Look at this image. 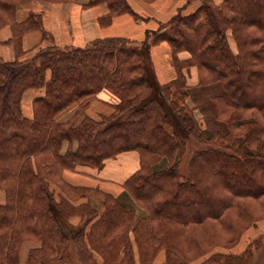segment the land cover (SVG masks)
Listing matches in <instances>:
<instances>
[{
  "label": "trees",
  "instance_id": "trees-1",
  "mask_svg": "<svg viewBox=\"0 0 264 264\" xmlns=\"http://www.w3.org/2000/svg\"><path fill=\"white\" fill-rule=\"evenodd\" d=\"M26 1L0 0V27L11 20L15 6ZM201 1L196 10L176 14L164 32H154L155 38L112 37L84 48H41L22 61L20 51L15 61L0 58V264H19L24 241L39 244L29 250L27 264H74V249L79 261L91 260L97 251L107 263L118 264L116 239H109L100 226L107 217H114L112 224L117 225L121 195L69 184L63 172L78 166L101 168L107 158L128 150L140 151L142 167L128 179L122 195L145 201L156 212V232L149 238L164 243L168 251L164 264L191 262V248L181 243L191 240L184 225L222 219L239 196L264 204V18H259L264 0ZM110 5L113 10L129 9L124 0H111ZM23 30L20 26L16 31ZM15 37L16 33L14 43ZM161 39L171 43L178 70L177 77L165 84L155 77L150 56L153 42ZM182 50L191 53L186 61L177 58ZM190 64L201 69L200 86L187 84L183 68ZM40 87L46 94L35 100L34 117L27 118L21 108L23 92ZM104 88L120 99L110 116L99 121L86 116L78 125L55 119L73 102H80L84 111ZM200 88L205 91L202 100H212L215 118L228 116L223 122L236 123L244 133L201 127L189 102L197 103ZM185 149H193L188 173L167 171V166L179 164ZM161 161L165 165L153 169ZM209 171H215L222 183L204 190L199 177L210 178ZM243 181L249 184L245 188L240 187ZM157 182L170 186L150 194ZM52 185L60 186L61 192ZM100 195L111 201L104 205V213L91 205ZM158 197L159 202L150 201ZM206 203L210 209L205 214L198 208L191 211ZM171 206H177L174 214L163 212ZM243 211V221L253 218L249 208ZM261 212L264 216V207ZM73 215H80L79 225L71 224ZM203 230L192 249H207L211 239L224 234ZM247 254L253 256L251 249ZM247 254H216L200 264H251ZM176 255L180 257L175 259Z\"/></svg>",
  "mask_w": 264,
  "mask_h": 264
},
{
  "label": "crops",
  "instance_id": "crops-1",
  "mask_svg": "<svg viewBox=\"0 0 264 264\" xmlns=\"http://www.w3.org/2000/svg\"><path fill=\"white\" fill-rule=\"evenodd\" d=\"M110 1L28 0L17 4L11 20L0 27V58L7 62L15 61L20 51L23 52L19 57L22 61L33 57L41 48H84L96 40L112 37L135 41H142L149 35L155 38L154 32H164L165 25L180 11L187 14L202 3L201 0H124L128 10H113ZM222 1L216 0L217 3ZM20 26L24 28L21 34L16 31ZM15 33L14 43L11 39ZM150 56L155 77L160 84L177 77L173 48L168 40L153 42ZM190 57L189 51L182 50L177 58L186 61ZM200 70L198 65L192 64L183 68L190 87L200 86ZM50 73L48 70V77ZM45 94V87L27 88L23 92L21 108L25 117H34L35 100ZM119 102L117 95L104 88L94 96L84 111L80 109V102H73L57 112L55 119L58 122L76 121L77 125L86 116L99 121L113 114ZM65 143L63 151L68 146V142ZM141 161L138 149L128 150L107 158L101 168L78 166L76 170H65L63 177L69 184L98 188L118 196L125 190L128 179L141 169ZM248 232L258 234L250 230Z\"/></svg>",
  "mask_w": 264,
  "mask_h": 264
},
{
  "label": "rangeland",
  "instance_id": "rangeland-1",
  "mask_svg": "<svg viewBox=\"0 0 264 264\" xmlns=\"http://www.w3.org/2000/svg\"><path fill=\"white\" fill-rule=\"evenodd\" d=\"M259 18L260 21H262V18H264V13L261 16H259ZM232 42L234 43L233 40ZM246 81H249V79H246ZM219 89H220L219 91H222V88ZM188 92H191L193 95L195 91L188 90ZM196 92H197L196 94H198L197 103L193 102L191 99H189V102H190V106L193 107V110L195 112L194 116L195 118L197 117L199 119L198 123L201 125L202 128H205L209 132L211 131L226 132L233 130L235 131L236 134L244 133L245 129L237 128L235 126L236 123L226 124L225 122H223V121H228L227 120L228 116H224L222 114L219 117V119H216L212 100L209 101L202 100V97L204 96L203 93H205L203 89L200 88ZM253 98L254 97H252L250 100H253ZM226 114H229V112L227 111ZM250 114H251L250 112H247V115ZM169 130L172 131L173 127H169ZM192 150L185 149L184 154L180 158L179 164H176L174 168H172L171 165H169V168L167 166V171L172 169V171L182 170L183 172L188 173ZM148 156H150V154H148ZM152 165L154 164L152 163ZM158 165H161L162 167V165H165V162L161 161L157 163L156 165H154L153 169L157 171ZM209 173L211 174L209 175V177L211 176L210 178H208L207 176L199 177V183L201 186L205 187L204 190L208 188L206 185H210L214 182L222 183V181L217 176L215 171H209ZM232 178L233 177H231L229 180H232ZM229 180L228 178H225L223 181H229ZM242 183L243 186L240 185L241 188H245L247 187V185H249L244 181ZM165 184L166 182L155 183L153 186H151L152 190L149 193L152 194V192L154 191H158L160 189H164L170 186ZM55 187L57 186L56 185L51 186V188H55ZM57 188L59 191L62 190L60 186ZM119 195H121L120 202L123 205V208L119 213L117 225L112 224L114 217L112 220H109L107 217L105 219V224L100 226V229H102V231H104L105 234L109 236V239H116V245L120 251V253H118L117 255L118 264H120L121 262L122 264H153V263L164 264V262L167 261L168 258V251L164 246V243L158 241V243L160 244H157V241H154V238H149L150 233L156 232L157 225L155 224L156 222H154L156 212L154 210L149 209L145 201L142 202L141 200H137L134 197L130 196L129 194L122 195L121 193ZM98 197H102V198L100 199L93 198L96 200L94 201L90 200L91 205L92 204L97 205L98 207L97 212L100 211V213H104L105 212L104 205L110 206L109 205L110 200L109 201L106 200L107 198L104 195H100ZM234 199H235V203L233 207L230 208V210L222 219L214 220L211 218H206L208 221L205 223L199 222L196 224L184 225V229L191 233L190 239L192 240V241L190 240V243L189 240L181 241L184 247H187L188 249L191 248V254L189 258L191 257L192 260L191 262H189V264H200L206 259L210 257L212 258L216 254L230 253V256L239 255V254L243 255L250 253V249L253 252V256L248 254L247 255L248 257H251L250 259V261L252 260L251 264L264 263V216L262 215L263 213L261 212L262 208L264 207V204L261 201V199H255L247 196H239ZM159 200H160L159 197L150 199V201L153 204L159 202ZM207 205L208 203L203 204L202 206L198 205L199 207H194L191 211H193L195 208H198L201 215L205 214L204 212L207 209H210L209 206ZM212 207L215 210H217L219 208V205L214 204L213 206L212 204ZM248 208L251 210L253 214V218L245 222L242 220L243 218L246 217V213L243 210L244 209L247 210ZM176 211H177V206H171L163 210V212L167 214H174ZM183 211H187V209H183ZM177 215L182 216L183 213H179ZM191 216H194L193 212L191 213ZM70 221L71 224L73 225H79L81 222V217L80 215H76V216L73 215ZM241 221H243L244 224ZM65 229H67V227H65ZM201 230H203V232L205 231L216 232L217 230H221L224 232V234L217 235L215 239H211V243L207 246V249L205 248L202 251H199L197 249L194 250L192 248L195 247L197 243H199L198 237H200L201 235ZM249 230L253 231V233H258V234L257 235L252 234V232H248ZM37 245H38L37 241H24L21 244L19 250V264H27V256L29 250ZM90 256H91V260L90 258H88L86 260L79 261L78 252L74 249L72 250L71 259L74 264H90V262L91 264H109L105 261L103 253L101 254L97 251H93V255L91 254ZM179 257H180L179 255H176L175 259H178Z\"/></svg>",
  "mask_w": 264,
  "mask_h": 264
}]
</instances>
